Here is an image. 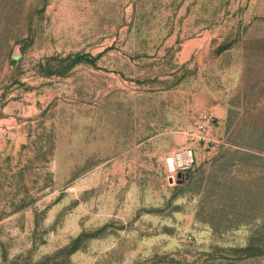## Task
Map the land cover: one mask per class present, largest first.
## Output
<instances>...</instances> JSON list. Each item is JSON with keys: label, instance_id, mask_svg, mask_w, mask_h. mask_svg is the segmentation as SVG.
<instances>
[{"label": "rangeland", "instance_id": "1", "mask_svg": "<svg viewBox=\"0 0 264 264\" xmlns=\"http://www.w3.org/2000/svg\"><path fill=\"white\" fill-rule=\"evenodd\" d=\"M0 264H264V0H0Z\"/></svg>", "mask_w": 264, "mask_h": 264}, {"label": "built area", "instance_id": "2", "mask_svg": "<svg viewBox=\"0 0 264 264\" xmlns=\"http://www.w3.org/2000/svg\"><path fill=\"white\" fill-rule=\"evenodd\" d=\"M213 125L210 115L203 114L196 122L192 133H188L191 139L206 140L205 132ZM195 161L194 150L190 146L177 148L165 156L164 163L171 179L178 173L186 172Z\"/></svg>", "mask_w": 264, "mask_h": 264}, {"label": "water", "instance_id": "3", "mask_svg": "<svg viewBox=\"0 0 264 264\" xmlns=\"http://www.w3.org/2000/svg\"><path fill=\"white\" fill-rule=\"evenodd\" d=\"M187 176H188V171H186L184 173H178L177 174V182L183 183Z\"/></svg>", "mask_w": 264, "mask_h": 264}]
</instances>
